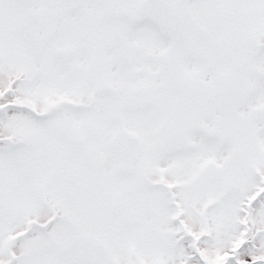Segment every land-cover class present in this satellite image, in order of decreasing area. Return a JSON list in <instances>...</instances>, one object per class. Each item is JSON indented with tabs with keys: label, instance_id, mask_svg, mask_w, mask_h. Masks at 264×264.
Here are the masks:
<instances>
[{
	"label": "snow or ice",
	"instance_id": "obj_1",
	"mask_svg": "<svg viewBox=\"0 0 264 264\" xmlns=\"http://www.w3.org/2000/svg\"><path fill=\"white\" fill-rule=\"evenodd\" d=\"M0 264H264V0H0Z\"/></svg>",
	"mask_w": 264,
	"mask_h": 264
}]
</instances>
